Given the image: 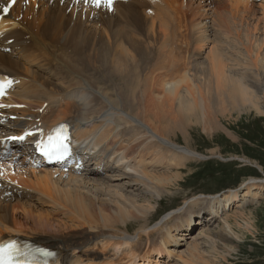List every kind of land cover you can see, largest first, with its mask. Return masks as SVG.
Returning <instances> with one entry per match:
<instances>
[{"label": "bare ground", "instance_id": "obj_1", "mask_svg": "<svg viewBox=\"0 0 264 264\" xmlns=\"http://www.w3.org/2000/svg\"><path fill=\"white\" fill-rule=\"evenodd\" d=\"M9 3L0 0V73L13 80L6 113L13 120L0 130L45 134L67 126L89 159L80 170L22 167V156L0 162V240L44 243L62 264H128L138 256L139 264H160L156 255L167 264H211L204 254L217 260L236 251L241 238L232 222L253 228L242 211L178 246L193 231L194 215L204 222L203 208L192 206L203 204L208 221L240 195L237 207L260 194L256 182L264 179L191 197L134 233L126 222L150 218L179 180L174 169L158 173L160 166L203 159L172 139L187 145L196 126L213 135L228 110L264 114V0H113L110 7L16 0L5 13ZM154 230L157 241L141 249L138 239Z\"/></svg>", "mask_w": 264, "mask_h": 264}, {"label": "rangeland", "instance_id": "obj_2", "mask_svg": "<svg viewBox=\"0 0 264 264\" xmlns=\"http://www.w3.org/2000/svg\"><path fill=\"white\" fill-rule=\"evenodd\" d=\"M214 2L222 3L223 0H214ZM248 24L251 23L248 22ZM262 112L264 113V109H262ZM217 120L219 126L211 128L213 135L204 133L201 130V126H196L194 131L190 132L187 145L180 136L172 139L174 143L195 150L204 157L203 159L190 160L186 163L184 162L179 168L170 167L168 165L165 167L160 166L158 173L165 171L168 167L174 169L171 170L173 172L175 170L178 171L179 180L176 181L174 187L170 189V192L167 195L163 194L161 198L157 200L156 210L150 214V218H138L126 222V230L129 233H134L146 221V225H149V227L154 226L156 222L160 223L164 214L176 207L183 206L191 197L202 195L215 196L221 195L229 189H241L245 184L251 183V180L249 179L250 177L264 179V114L257 115L253 110H228L223 116H219ZM220 125L235 134V137L237 138L236 142L226 136L227 133L220 128ZM243 157L247 158L249 162L242 161L241 159ZM13 162L14 161H12V164H14ZM16 163L19 166L22 164L20 162ZM23 163L26 165L23 166L29 167L28 162L25 161ZM255 163L261 167V170L256 166L251 165ZM256 183L262 184L264 187V183ZM253 190H257V187ZM257 192L260 194H257L254 197H252V195L246 197L247 199L244 201L246 204L242 207H237L236 203H238L243 197L240 195L239 198L223 210L218 217L212 218L208 221L205 220V218L206 216H209L210 213L203 204L192 206V211L203 208L199 211V218L204 219L206 224L203 221L202 224H198L197 221L199 219L194 215L193 219L194 222H196V225L192 226L191 229H193V231L190 234L185 235L189 236V238H187L183 244L179 245L178 248H186L187 242L189 243L192 236L201 231H205L206 228H208V231L211 233H215L214 230L217 229L216 227L220 225L223 218L229 217L228 219H230L242 211L244 215L252 221L253 228L249 230L243 226H240L239 228L234 225V222H232L234 232L240 236L241 241L237 242L234 240L233 243V241L228 238L223 239V244L229 246L232 242L233 246L237 245L238 247L235 248L236 251H230V255H225L224 259V256H222L215 260L217 256H211V254H204L203 257H206V259L209 258L212 261L211 264H264V188L259 189ZM23 198L26 197L20 199ZM41 209L45 210L46 208ZM50 217L59 218L60 215L57 213ZM169 222L172 223V220H169ZM78 232L79 231L75 233L77 234ZM158 233H160V230H154L150 235H143V238L138 239V242H136L141 245V249H144L146 247V242H149L147 245L149 246L157 241L156 238ZM60 239L69 238L60 237ZM201 240L202 239H199L198 242ZM199 246L202 251L206 250L205 246ZM170 248H172V246L169 247V249ZM158 260H160V258H158ZM162 264H167V261ZM168 264H170V262Z\"/></svg>", "mask_w": 264, "mask_h": 264}, {"label": "snow or ice", "instance_id": "obj_3", "mask_svg": "<svg viewBox=\"0 0 264 264\" xmlns=\"http://www.w3.org/2000/svg\"><path fill=\"white\" fill-rule=\"evenodd\" d=\"M15 2L16 0H11V3L3 8V11L7 13L11 4ZM85 2H89V0H85ZM91 2H93L97 7H99L102 2L110 7L113 0H91ZM16 139H23V137H18ZM15 251L16 249L14 244L8 243L0 245V264H11Z\"/></svg>", "mask_w": 264, "mask_h": 264}]
</instances>
